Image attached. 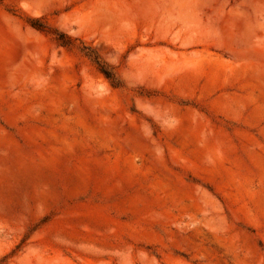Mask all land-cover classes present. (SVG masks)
Returning a JSON list of instances; mask_svg holds the SVG:
<instances>
[{
    "label": "rangeland",
    "instance_id": "rangeland-1",
    "mask_svg": "<svg viewBox=\"0 0 264 264\" xmlns=\"http://www.w3.org/2000/svg\"><path fill=\"white\" fill-rule=\"evenodd\" d=\"M0 264H264V0H0Z\"/></svg>",
    "mask_w": 264,
    "mask_h": 264
},
{
    "label": "trees",
    "instance_id": "trees-1",
    "mask_svg": "<svg viewBox=\"0 0 264 264\" xmlns=\"http://www.w3.org/2000/svg\"><path fill=\"white\" fill-rule=\"evenodd\" d=\"M69 41L70 39L66 38V42H63L62 45H69ZM100 72L103 74V76L106 78V79H113L111 73H109L108 71H106L104 69V67L102 65H100Z\"/></svg>",
    "mask_w": 264,
    "mask_h": 264
}]
</instances>
